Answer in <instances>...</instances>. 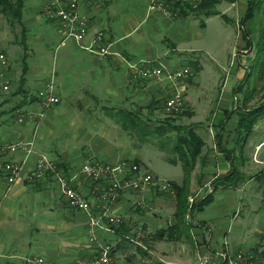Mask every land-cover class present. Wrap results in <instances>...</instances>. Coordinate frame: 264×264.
Listing matches in <instances>:
<instances>
[{
    "label": "crops",
    "instance_id": "crops-1",
    "mask_svg": "<svg viewBox=\"0 0 264 264\" xmlns=\"http://www.w3.org/2000/svg\"><path fill=\"white\" fill-rule=\"evenodd\" d=\"M222 1L225 0L218 3ZM0 2V44L15 53L23 50L24 54L22 68L18 69L7 48L0 47L10 63L11 80V90L0 94V145L20 140L34 142V154L28 158L23 151L0 154V264H30L37 258H43L45 264H71L78 258L97 257L106 246L111 247L114 264H201L204 257L210 258V264H223L221 252L234 255L247 251L264 259L263 188L255 179L264 169V130L256 124L245 136L239 129L248 93L242 104L235 105L245 84L249 61L250 48L241 23L249 0L236 19L215 10V6L192 12L179 9L167 15L158 5L161 0H78L79 12L88 19L90 33L80 43L59 39L65 48L57 60L54 56L51 75L45 62L50 59L49 46L54 42L50 23L58 31L55 1ZM231 6L235 8L236 2ZM218 16L239 29L236 35L241 55H235L238 60L230 69L239 82H226L217 63L211 72L213 82H195L205 67L194 60H186L183 67H189L193 75L183 82L141 77L140 71L155 66L169 72L183 68L177 56L184 52L195 54L199 46L196 38L201 35H194L192 29L198 24L202 31L207 30L211 19ZM35 27L41 28V34H32ZM98 31L104 32L112 55L101 58L85 48ZM31 39L46 42L39 62L28 65ZM52 76L60 103L44 109L37 93ZM177 91L184 96L186 111L168 112L165 102ZM17 112L29 113L30 119L17 123ZM182 115L189 116L187 125H179ZM154 120L181 127L182 134L191 129L204 142L190 177V208L212 193L218 178L234 169L246 176L237 188L217 189L212 202L203 209H190L186 215L190 225L187 235L178 240L156 236L175 220L177 201L173 196L148 185L122 190L114 203L103 202L106 184L92 182L81 171L85 162L95 160L109 165L134 162L143 172L137 145L156 143L152 138ZM172 131L176 143L179 133ZM174 148L175 144L172 158L164 148V158L169 164H180L183 171ZM41 155L58 163L73 187L89 202L90 210L70 208L54 178L32 181L31 173ZM172 159L177 162L172 163ZM6 162L22 167L14 184L8 183L3 172ZM167 180L182 185L184 172L179 181ZM243 205L247 212L240 219ZM92 216L99 221L98 226L91 225ZM112 216L122 219V223L109 225L108 217ZM139 229L143 231L140 236ZM168 243H182L188 261H172L170 256L176 249ZM194 256L196 262L191 260Z\"/></svg>",
    "mask_w": 264,
    "mask_h": 264
},
{
    "label": "built area",
    "instance_id": "built-area-1",
    "mask_svg": "<svg viewBox=\"0 0 264 264\" xmlns=\"http://www.w3.org/2000/svg\"><path fill=\"white\" fill-rule=\"evenodd\" d=\"M56 7V17L58 19V32L62 35L63 40L75 39L77 42H83L90 33V24L87 18L82 16L78 9V0H54ZM202 0H170L171 5L167 4V0L159 2L160 7H164L167 15H173L175 12L172 9V4L180 2L187 4L194 10L199 8ZM92 53L101 58L112 55L109 46L105 43L103 31L96 32L89 47H85ZM10 63L5 52L0 51V94L7 93L11 90V80L8 76ZM142 78L158 81H185L193 75L189 67H183L174 72H169L161 67L155 66L146 68L139 72ZM37 98L42 102L44 109H49L60 103V99L56 94V84L54 76L48 80L44 86L38 91ZM165 107L171 113H183L186 109V102L182 92L177 91L172 97L165 102ZM30 119V114L26 112H17L16 121L23 124ZM23 151L26 158L34 154V142L20 140L13 144L0 145V154L7 152ZM21 165L13 162H6L3 165V172L7 177L9 184H14L21 172ZM82 173L97 184H103L102 201L114 203L122 190L129 188H141L145 186H153L162 193H167L171 196L175 194L171 181L158 180L148 171L142 172V167L138 163L122 161L115 165L105 164L99 161L90 160L83 164ZM50 176L59 184L60 191L65 197L68 206L74 210H90V204L84 197L78 193L73 187L71 179L67 177L58 163L45 155H41L39 161L31 173L32 181H37ZM194 200H191L193 202ZM92 226H98L99 221L95 217L90 218ZM109 225H120L122 219L112 216L108 217ZM139 229L138 235L142 234ZM219 258L223 264H264V259H259L253 252H238L234 255L221 252ZM30 264H45L43 258H37L30 261ZM71 264H114L111 256V247L106 246L101 250V253L92 259L78 258ZM201 264H210V258L204 257Z\"/></svg>",
    "mask_w": 264,
    "mask_h": 264
},
{
    "label": "rangeland",
    "instance_id": "rangeland-1",
    "mask_svg": "<svg viewBox=\"0 0 264 264\" xmlns=\"http://www.w3.org/2000/svg\"><path fill=\"white\" fill-rule=\"evenodd\" d=\"M246 1L247 0H225L216 3L215 10L226 14L227 17L229 18H233V17L235 18L241 13L242 10H244ZM230 2L231 3L236 2L235 8L231 6ZM261 3L262 5L256 18L250 22H247V24L245 25V28H247L248 31L251 32L250 39L252 41V46L247 53L249 54L248 57L249 61L247 63L248 67L245 68L247 72L246 78L243 81L245 82V84L242 83L241 86L242 91L239 92V94L237 95L235 105L236 106L239 105L238 103L242 104L244 95L250 92L252 95L250 101L246 106L247 109L257 106L260 102L264 100V67H262L263 68L262 71L259 70L260 68L259 66L256 65L257 64L256 61L255 62L253 61L255 58H257V48L255 44L260 37L264 38V0ZM203 18L205 17H201L200 19ZM200 19H195V21L200 23ZM50 25H51L50 28L54 32V42L49 46L50 59L45 62V69L47 72L49 71L50 72L49 74L51 75V72L53 71L52 69L54 68V56H56V60H57L61 54V51L65 47H63L59 41V39L61 40L63 37L58 33L56 29V25L54 23H50ZM237 30L239 31V29H236L235 25L232 22L228 23L220 16L211 19L207 30L202 31V29H200V27L197 24V26L194 27V29H192L194 35H198L199 33L201 35L199 38H196V40H198L199 43V46L195 49L197 53L194 54L193 52H190L187 54V52L186 53L184 52L183 54L178 55L177 57L179 59L180 67L185 66L186 60L200 61L201 64L204 65L205 69L200 73V76L197 75L195 77L194 81L202 82V84H205V82H213L212 80L210 81V77L212 79L211 72L212 70H214V66L217 63L219 65L218 71L223 75L224 78L226 77V82H239L237 78H234V76L230 74L231 65L238 60V58L235 57V55L236 54L241 55L240 53H238L239 46L237 47V43L239 42L236 35L237 32L239 36V32ZM32 34H41V28L35 27L34 29H32ZM45 42L46 41L38 42L34 39L30 40L29 44H30V50L32 52L30 55H27L26 62L28 63V65H31L35 62L36 63L39 62V54H41V50L43 49ZM2 46L3 45L0 44V47ZM65 46L69 47L70 41L67 42ZM3 47H6L7 50L9 51L11 62L15 65V67L21 69L24 58L23 50H19L17 53H15L8 46H3ZM232 47L233 49H231ZM263 58H264V51L262 53L261 59ZM236 64H238V62ZM217 80H218V76H216L215 81ZM238 100L239 102H237ZM242 107H244V104ZM188 119L189 116L182 115V118L178 121L179 125L180 126L187 125ZM164 125H167L166 123H164V121L154 120V124L152 126L154 129H157L159 127L164 129ZM257 127L260 130L262 129L264 130V116L257 123ZM175 137L176 135L174 134V132L172 135H170V137H164V136L156 135L153 131L152 138L154 142L157 141L158 144L153 143L152 145L150 143H143L137 145L141 149L142 163L144 167L143 171L148 170V173L152 174L154 178H157L158 180L167 181L168 177L174 179L175 181L180 180V177L183 173L180 164H169L164 158V153H165L164 149L161 148L165 146L166 153L171 157V155H173L171 151L173 145L175 144ZM158 148L160 150L162 149L163 150L160 151ZM146 167L149 168L146 169ZM163 195L167 196L169 194L163 193ZM242 211L243 212L240 219L247 212V209L244 205L242 206ZM150 216L153 218L154 213L151 212ZM184 235H187V233ZM205 236H207V234H205ZM188 237L190 239L192 238L190 235ZM171 245H173L172 247L176 249L175 255H172L173 257L170 256L171 260L174 262L178 261L179 263H186L188 261L187 260L188 254L183 255L184 249L182 243H172ZM191 260H193V262H196L197 258L195 259L194 256V258L192 257Z\"/></svg>",
    "mask_w": 264,
    "mask_h": 264
},
{
    "label": "trees",
    "instance_id": "trees-1",
    "mask_svg": "<svg viewBox=\"0 0 264 264\" xmlns=\"http://www.w3.org/2000/svg\"><path fill=\"white\" fill-rule=\"evenodd\" d=\"M219 0H202L201 5H199V8L194 10L189 5L182 4L180 2H175L172 4V9L176 13L177 10L183 11L184 9H187L188 11H202L206 8H212L215 6L216 3H218ZM263 0H249L247 10L241 19L242 27H244L247 22H250L254 20L261 8V5ZM167 4L171 5L170 0H167ZM1 5V2H0ZM211 15V13H209ZM243 37L245 41L248 44V47L251 48L252 41L250 39L251 32L248 31L247 28L244 27L243 30ZM256 48H257V58H255L253 61H256V65L259 66V70L262 71V67H264V58H262V53L264 51V38L260 37L258 41L256 42ZM251 93L248 92L245 98V103L248 104V102L251 99ZM264 116V100L260 102L257 106H254L252 108H248L241 116L240 122H239V129L244 133L245 136L249 135L251 131L254 129L257 122ZM181 127H174L171 126V124L164 125L163 128H157L154 129V133L159 136H165L168 132L176 129L179 133L177 142L175 143V148L173 149V152L178 156V159L182 162L183 165V172H184V181L182 185H179L175 182H171L173 189L175 191V194L173 197L177 201V211L175 214V220L174 223L168 227L165 230L159 231L157 233L158 239H167V240H178L182 235L186 234L188 232V229L190 227L189 224L186 222V215L188 214L189 210L198 209L201 210L203 207H205L207 204L212 202L213 193L221 188V187H232L237 188L242 182L245 181L246 176L244 174H241L240 171L234 169L226 176L220 177L217 180L213 182V190L212 193L208 194L204 199L200 200L196 205L192 206V208L189 207L188 202V196H189V188H190V177L195 169V164L200 156L202 149L204 147L203 140L191 129L187 130L186 134H182L180 131ZM179 129V130H178ZM158 144V142L156 141ZM165 148V146L161 147ZM162 149V150H163ZM172 158V157H171ZM176 158V157H175ZM172 163H176L177 160H170ZM256 181L259 182L260 187L263 188L262 194L264 198V169L262 172L257 174L255 176Z\"/></svg>",
    "mask_w": 264,
    "mask_h": 264
}]
</instances>
